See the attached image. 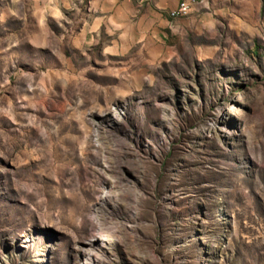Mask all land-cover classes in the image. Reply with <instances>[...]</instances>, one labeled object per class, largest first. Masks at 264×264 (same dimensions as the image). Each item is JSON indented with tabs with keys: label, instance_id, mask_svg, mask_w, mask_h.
Here are the masks:
<instances>
[{
	"label": "rangeland",
	"instance_id": "1",
	"mask_svg": "<svg viewBox=\"0 0 264 264\" xmlns=\"http://www.w3.org/2000/svg\"><path fill=\"white\" fill-rule=\"evenodd\" d=\"M52 7L0 0V264H264V0L133 43Z\"/></svg>",
	"mask_w": 264,
	"mask_h": 264
},
{
	"label": "crops",
	"instance_id": "2",
	"mask_svg": "<svg viewBox=\"0 0 264 264\" xmlns=\"http://www.w3.org/2000/svg\"><path fill=\"white\" fill-rule=\"evenodd\" d=\"M51 1L57 5L56 8L52 7L55 10L83 3L89 15L85 25H88L90 30L104 26L119 33L121 39L130 43L154 36L164 39L165 33L169 30L184 29L189 24L197 30L207 25L213 26L218 19L232 16L235 9L241 14L240 11L250 2V0H200L188 14L171 19L168 12L177 6L178 0ZM252 1L257 4V0ZM130 43L126 45L129 46Z\"/></svg>",
	"mask_w": 264,
	"mask_h": 264
},
{
	"label": "built area",
	"instance_id": "3",
	"mask_svg": "<svg viewBox=\"0 0 264 264\" xmlns=\"http://www.w3.org/2000/svg\"><path fill=\"white\" fill-rule=\"evenodd\" d=\"M178 3H180V11H173V9H171L168 12V17H170L171 19L177 18V15H179V13L189 7V5L191 4V0H178Z\"/></svg>",
	"mask_w": 264,
	"mask_h": 264
},
{
	"label": "bare ground",
	"instance_id": "4",
	"mask_svg": "<svg viewBox=\"0 0 264 264\" xmlns=\"http://www.w3.org/2000/svg\"><path fill=\"white\" fill-rule=\"evenodd\" d=\"M200 0H191V4L189 5V7H187L185 10H183L181 13H179V15H177L178 17H182L186 14L189 13L190 9L197 3H199ZM173 11H180V3L177 4V6L173 9Z\"/></svg>",
	"mask_w": 264,
	"mask_h": 264
}]
</instances>
